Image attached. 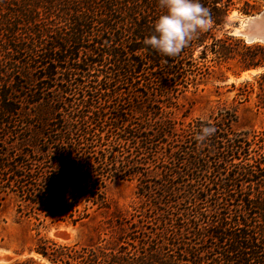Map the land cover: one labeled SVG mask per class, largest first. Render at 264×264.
I'll return each instance as SVG.
<instances>
[{"label": "trees", "instance_id": "obj_1", "mask_svg": "<svg viewBox=\"0 0 264 264\" xmlns=\"http://www.w3.org/2000/svg\"><path fill=\"white\" fill-rule=\"evenodd\" d=\"M200 2L208 29L168 58L143 44L164 12L158 0H0V202L12 195L36 230L30 256L10 264H40L32 254L49 264H264V127L234 133L225 107L186 122L191 104L175 118L214 73L227 79L221 68L264 66V45L217 34L257 1ZM231 87L236 105L253 100L264 118V72ZM208 122L216 132L198 144ZM151 166L154 181L141 173ZM137 176L143 211L88 243L42 234L51 217L90 220L109 208V182Z\"/></svg>", "mask_w": 264, "mask_h": 264}, {"label": "rangeland", "instance_id": "obj_2", "mask_svg": "<svg viewBox=\"0 0 264 264\" xmlns=\"http://www.w3.org/2000/svg\"><path fill=\"white\" fill-rule=\"evenodd\" d=\"M256 1L257 10L253 15L264 9V0ZM246 19L247 16L238 14L236 11L232 12L224 28L217 31L218 36L231 35V32L243 26ZM251 70L235 75L233 72H227L224 67L221 68V72L227 79L221 81L216 78L219 73H214L213 77L206 81L195 94H188L191 98L190 100L180 99L181 107L175 112V118L180 119L183 113L189 110L191 104L194 105L189 110V118L186 119V122L195 118L207 119L212 113L216 115L220 109L225 107L235 113V120L230 125L234 133L260 131L264 127V118L256 113L253 107L254 101L241 105H236L233 101L236 90H233L231 86L235 85L238 87L241 83L252 80L256 74H251ZM191 91H194L193 88H191ZM44 110H46L44 106H37L36 108V111L40 114H45ZM141 173L151 179L150 181L160 178V171L153 166L146 170L144 168ZM144 176H140V178L142 179ZM138 184V176L131 180L109 182L105 189L106 199L109 204L108 209L91 210L92 218L78 226H73L70 222L58 223L56 226L50 225V222L54 220L51 217L46 222V225H49L48 228L42 230V234L63 243H72L79 240L90 242L92 238L95 239L97 233L101 232L102 227H106L108 221L115 217H126L135 211L141 212L146 209V205L143 204L147 202V198H139L137 196ZM17 205L18 202L12 195H3V200L0 202V264H10L30 256L28 249L33 245L36 235L35 221L33 218L18 214ZM57 232H66L68 237L59 239L55 236ZM23 249L24 253L20 254ZM32 256L40 264H49L36 254H32Z\"/></svg>", "mask_w": 264, "mask_h": 264}, {"label": "clouds", "instance_id": "obj_3", "mask_svg": "<svg viewBox=\"0 0 264 264\" xmlns=\"http://www.w3.org/2000/svg\"><path fill=\"white\" fill-rule=\"evenodd\" d=\"M158 6L164 12L154 21L153 34L145 37L143 44L164 57L178 56L209 27V9L200 0H158ZM215 132L216 128L208 122L206 126L200 127L194 139L198 144L204 143Z\"/></svg>", "mask_w": 264, "mask_h": 264}, {"label": "water", "instance_id": "obj_4", "mask_svg": "<svg viewBox=\"0 0 264 264\" xmlns=\"http://www.w3.org/2000/svg\"><path fill=\"white\" fill-rule=\"evenodd\" d=\"M231 35L242 39L247 45H264V9L255 15L247 16L243 28H237L231 32ZM252 70L261 73L264 72V66ZM55 236L59 239H66L68 237L66 232H57Z\"/></svg>", "mask_w": 264, "mask_h": 264}, {"label": "bare ground", "instance_id": "obj_5", "mask_svg": "<svg viewBox=\"0 0 264 264\" xmlns=\"http://www.w3.org/2000/svg\"><path fill=\"white\" fill-rule=\"evenodd\" d=\"M241 28H243V26ZM250 72H251V74H258L259 73V71H256V70H251Z\"/></svg>", "mask_w": 264, "mask_h": 264}]
</instances>
